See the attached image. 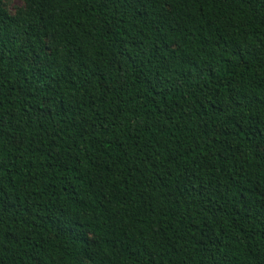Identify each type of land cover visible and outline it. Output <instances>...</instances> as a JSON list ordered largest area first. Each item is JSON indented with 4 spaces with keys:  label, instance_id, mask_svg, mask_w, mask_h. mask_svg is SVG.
I'll return each mask as SVG.
<instances>
[{
    "label": "trees",
    "instance_id": "trees-1",
    "mask_svg": "<svg viewBox=\"0 0 264 264\" xmlns=\"http://www.w3.org/2000/svg\"><path fill=\"white\" fill-rule=\"evenodd\" d=\"M0 0V264H264V0Z\"/></svg>",
    "mask_w": 264,
    "mask_h": 264
},
{
    "label": "rangeland",
    "instance_id": "rangeland-1",
    "mask_svg": "<svg viewBox=\"0 0 264 264\" xmlns=\"http://www.w3.org/2000/svg\"><path fill=\"white\" fill-rule=\"evenodd\" d=\"M24 8L25 4L21 0H5V9L11 16H16Z\"/></svg>",
    "mask_w": 264,
    "mask_h": 264
},
{
    "label": "snow or ice",
    "instance_id": "snow-or-ice-1",
    "mask_svg": "<svg viewBox=\"0 0 264 264\" xmlns=\"http://www.w3.org/2000/svg\"><path fill=\"white\" fill-rule=\"evenodd\" d=\"M21 2H22V0H21Z\"/></svg>",
    "mask_w": 264,
    "mask_h": 264
}]
</instances>
